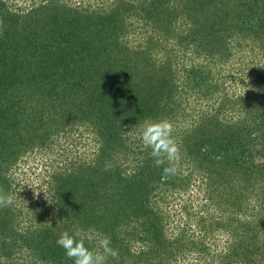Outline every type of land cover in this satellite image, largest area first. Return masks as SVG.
<instances>
[{"label":"trees","instance_id":"16d2710c","mask_svg":"<svg viewBox=\"0 0 264 264\" xmlns=\"http://www.w3.org/2000/svg\"><path fill=\"white\" fill-rule=\"evenodd\" d=\"M245 47L264 55V0H0V264H73L56 241L77 229L110 238L107 264H264V66L238 69L247 95L221 68ZM191 97L212 108L186 126ZM145 119L181 127L169 180ZM50 123L93 152L29 189L13 169Z\"/></svg>","mask_w":264,"mask_h":264},{"label":"rangeland","instance_id":"374dc122","mask_svg":"<svg viewBox=\"0 0 264 264\" xmlns=\"http://www.w3.org/2000/svg\"><path fill=\"white\" fill-rule=\"evenodd\" d=\"M34 1L36 0H10V3L15 7L24 6L26 8L32 5ZM139 25H141V23H135V26L138 27ZM139 30L140 29H138V31ZM141 36L142 34L139 32L133 31L129 34V39L133 40V43L136 44L144 41V36H142V38ZM260 51V48L254 51L252 48L245 47L242 51L234 55L237 61L242 58L239 63L236 62L234 66L229 63L221 67L226 69L223 71V75H231V77H229L231 81L228 79L227 82V91H229L230 94L236 92L238 95H247L252 91L254 76L246 77L242 75V72L238 69L245 67L244 64H249L253 66V68L258 65L264 66L263 53L258 54L259 56L254 55L256 52L260 53ZM241 63L242 65L238 66ZM233 73H237L236 78H232ZM190 101L188 112L191 116L186 120V126L191 125V120L193 118L192 111H210L212 108L211 101L207 102L204 100L198 102L196 99H192V97ZM193 114L195 115L196 112ZM45 119L47 118L45 117ZM172 124H175V121H173ZM57 127H60L59 124L52 126V123H50V131L52 133L46 139L45 146L41 148L36 147L34 150L28 151L13 169L17 171L16 175L18 179H26L27 184H29V189L34 188L38 183H43L45 180L44 176L48 174L49 171H57L61 167L67 164L70 165L71 163H75V165L79 166V164L89 161L91 158L93 152V148L91 147L92 140L91 137L88 138L89 135L86 126H76L73 130H70L71 127H67L66 129L59 128L60 130H57ZM179 129H181V127L176 123L174 133L176 134V131ZM194 191L197 192L196 190ZM35 194H37V192H35ZM38 195L40 194L38 193Z\"/></svg>","mask_w":264,"mask_h":264},{"label":"clouds","instance_id":"9594fccd","mask_svg":"<svg viewBox=\"0 0 264 264\" xmlns=\"http://www.w3.org/2000/svg\"><path fill=\"white\" fill-rule=\"evenodd\" d=\"M138 127L143 146L151 150L154 166L163 170L162 180L175 177L179 172L181 150L173 135V124L167 119H145ZM110 168L111 165H106L105 170ZM13 204L14 198L11 194L0 192V209L10 208ZM85 239L82 230L77 229L71 234L68 231L63 232L56 243L73 264H107L109 257L119 259V251L110 246V238L98 233L94 237H87L89 243L95 240V247L92 248L85 246Z\"/></svg>","mask_w":264,"mask_h":264}]
</instances>
